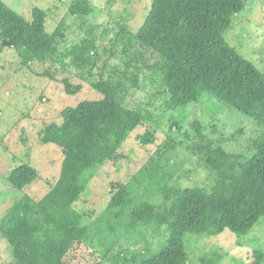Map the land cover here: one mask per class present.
<instances>
[{"label": "trees", "instance_id": "obj_1", "mask_svg": "<svg viewBox=\"0 0 264 264\" xmlns=\"http://www.w3.org/2000/svg\"><path fill=\"white\" fill-rule=\"evenodd\" d=\"M244 7V0H151L143 24L130 39L158 56V61H149V68L160 71L169 108H183L205 96L264 127V73L224 38L234 15ZM69 12L88 15L90 8L85 0H73ZM46 16L43 9L34 7L31 20L26 21L0 0V48L18 50L24 65L57 63L69 57L77 68L91 66L92 43L83 39L59 54L56 42L62 34L59 29L46 31ZM62 84L68 95L76 91L70 90L67 79ZM91 87L102 94L101 100L65 107L61 122L50 123L41 132V142L56 145L63 155L55 184L38 201L20 197L0 219V236L12 252L10 264H63L73 243L90 232L73 204L129 133L147 119V114L120 105L118 83L94 82ZM192 126L199 134L200 125ZM138 139L142 144L154 141L148 131ZM197 148L205 151L216 172L209 190L164 186L156 176L158 165L151 159L150 170L155 174L147 170L142 178L152 179L161 202L143 199L130 184L111 196L107 212L112 220L118 221L128 210L130 226L164 225L167 231L166 242L156 252H140L130 260L122 259L121 264H189L185 235L212 237L229 230L243 236L264 217V138L253 142L252 155L243 161L220 148ZM37 178V171L22 163L8 172L7 188L21 191ZM223 256L220 250H212L201 255L197 264H220ZM262 260L264 256L255 252L252 264Z\"/></svg>", "mask_w": 264, "mask_h": 264}, {"label": "rangeland", "instance_id": "obj_2", "mask_svg": "<svg viewBox=\"0 0 264 264\" xmlns=\"http://www.w3.org/2000/svg\"><path fill=\"white\" fill-rule=\"evenodd\" d=\"M1 1L26 21L31 20L34 7L43 9L46 31L59 29L62 34L56 42L59 54L87 39L95 55L88 67L77 68L69 57L57 63L48 60L24 65L18 50L0 48V219L20 197L38 201L55 184L63 155L56 145L41 142V132L50 123L61 122L60 112L65 107L101 100L102 94L91 83H118L120 105L147 114L73 204L90 232L73 243L63 264H121L122 259L130 260L140 252H156L166 242L164 225L130 226L128 210L118 221L107 212L111 196L123 185L133 186L143 199L161 202L152 179L142 178L151 169V159L158 165L156 176L164 186L209 190L216 172L205 151L197 147L220 148L243 161L252 155L253 142L264 138L263 126L214 98L204 96L179 109L168 107L169 95L161 86L160 71L149 68V61H158V56L130 39L143 24L151 0H85L88 15L71 14L73 0ZM244 1V9L234 15L224 38L264 73V0ZM63 79L71 85L70 90H76L74 94L65 93ZM193 123L200 125L199 134ZM145 131L153 135L152 144L140 143L138 137ZM22 163L33 167L38 178L21 191L10 190L6 176ZM184 247L189 264H197L201 255L212 250L224 255L220 264H252L255 252L264 256V217L243 236L229 230L212 237L187 234ZM11 261V248L0 236V264Z\"/></svg>", "mask_w": 264, "mask_h": 264}]
</instances>
